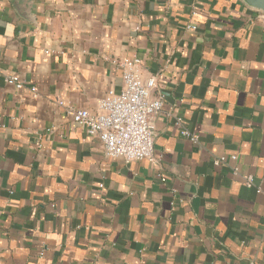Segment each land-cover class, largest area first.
I'll use <instances>...</instances> for the list:
<instances>
[{
  "label": "crops",
  "instance_id": "0c3cea01",
  "mask_svg": "<svg viewBox=\"0 0 264 264\" xmlns=\"http://www.w3.org/2000/svg\"><path fill=\"white\" fill-rule=\"evenodd\" d=\"M132 57L162 98L152 161L107 158L65 110ZM0 264H264V11L0 0Z\"/></svg>",
  "mask_w": 264,
  "mask_h": 264
},
{
  "label": "built area",
  "instance_id": "2783aa9c",
  "mask_svg": "<svg viewBox=\"0 0 264 264\" xmlns=\"http://www.w3.org/2000/svg\"><path fill=\"white\" fill-rule=\"evenodd\" d=\"M122 69L121 90L108 91L98 100L95 109L89 110L65 104V110L73 124L84 129L87 135L100 140L107 158H122L125 162L154 160V120L162 111V98L155 95L156 80L143 76L142 61L137 57L118 64ZM4 81L20 88L23 83L17 76H6ZM33 96L35 88L31 87ZM63 105L62 101H58ZM181 135L197 142L196 134L183 129ZM236 159L235 155L230 157ZM223 157L214 163L223 162ZM243 183L252 185L251 176Z\"/></svg>",
  "mask_w": 264,
  "mask_h": 264
},
{
  "label": "water",
  "instance_id": "95a60500",
  "mask_svg": "<svg viewBox=\"0 0 264 264\" xmlns=\"http://www.w3.org/2000/svg\"><path fill=\"white\" fill-rule=\"evenodd\" d=\"M248 6L264 11V0H242Z\"/></svg>",
  "mask_w": 264,
  "mask_h": 264
}]
</instances>
